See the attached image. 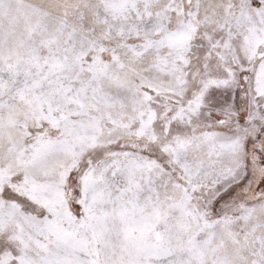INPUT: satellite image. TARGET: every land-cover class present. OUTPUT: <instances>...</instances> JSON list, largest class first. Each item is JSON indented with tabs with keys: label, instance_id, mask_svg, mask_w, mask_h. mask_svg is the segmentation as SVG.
<instances>
[{
	"label": "snow or ice",
	"instance_id": "1",
	"mask_svg": "<svg viewBox=\"0 0 264 264\" xmlns=\"http://www.w3.org/2000/svg\"><path fill=\"white\" fill-rule=\"evenodd\" d=\"M0 264H264V0H0Z\"/></svg>",
	"mask_w": 264,
	"mask_h": 264
}]
</instances>
